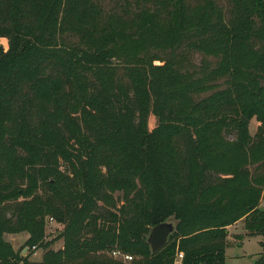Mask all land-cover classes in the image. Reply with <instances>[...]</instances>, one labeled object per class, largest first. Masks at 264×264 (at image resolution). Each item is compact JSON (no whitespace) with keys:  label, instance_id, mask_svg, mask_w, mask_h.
<instances>
[{"label":"trees","instance_id":"obj_1","mask_svg":"<svg viewBox=\"0 0 264 264\" xmlns=\"http://www.w3.org/2000/svg\"><path fill=\"white\" fill-rule=\"evenodd\" d=\"M110 1L0 0V264H116L87 260L115 250L225 264L238 221L264 264V0H233L229 25L192 18L190 0ZM196 51L220 61L188 72ZM149 115L159 125L146 131ZM46 216L64 225L63 248L28 262L2 234L28 232L30 248ZM170 218L152 254L148 232Z\"/></svg>","mask_w":264,"mask_h":264},{"label":"rangeland","instance_id":"obj_2","mask_svg":"<svg viewBox=\"0 0 264 264\" xmlns=\"http://www.w3.org/2000/svg\"><path fill=\"white\" fill-rule=\"evenodd\" d=\"M103 8L110 9L113 5V2L110 0H102ZM190 5L193 6L194 15L192 18L198 15H202L204 12L212 13L211 21L216 14L220 15V20L223 21L226 25L230 23H234L236 17V7L233 0H190ZM77 39L75 37L69 38V42L72 44L76 42ZM68 43V42H67ZM251 47L254 49L263 48L262 43L258 40L253 39L250 41ZM3 44L6 46V41L3 40ZM187 63H185L188 72H192L193 68H198L201 64L206 70H210L214 68L218 62L220 61V56H204L203 54L196 52H192L190 55H187L186 59ZM155 64H160L159 62H155ZM193 67V68H192ZM223 80L219 81V84L222 83ZM210 93L202 94L198 97L204 98L208 96ZM3 125L4 130L8 128L10 123L8 121L4 122ZM159 125L158 119L154 116L149 115L146 121V131H151L153 128ZM259 123L253 118L249 124V133L251 136L257 131V127ZM7 131V130H6ZM11 132V131H9ZM231 141V140H226ZM2 156L0 154V165L8 166L7 157ZM67 165L61 164V170L67 172ZM253 169V168H250ZM121 192H115L113 194V199L117 200V204H121ZM259 206L261 209H264V198L262 197L259 202ZM45 226H44V236L40 243L35 244L30 247L27 245V240L29 239L28 232H18V233H3L2 238L5 242H7L12 249L19 253L20 256L26 257L28 262L32 263H40L44 259L46 262L53 263L56 262L57 257L56 253L63 248V239L61 237L62 232L64 230V225L57 223L51 216H46L44 218ZM168 221L176 223L173 218H170ZM243 222L238 221L232 226L227 228L228 236L226 238L227 248L225 250V264H255L259 258L260 254L263 253V249L260 245L261 237L260 236H246L243 231ZM149 233V232H148ZM148 236V235H147ZM34 247V249H32ZM28 248V251L23 254V250ZM116 253V254H114ZM178 254V253H177ZM87 259L90 263H100L105 262L106 260L112 261V263L116 264H136L139 260V257L124 253L120 250H115L114 252H101L98 254H91ZM131 257L132 260H126L125 257ZM176 260V258H175Z\"/></svg>","mask_w":264,"mask_h":264},{"label":"water","instance_id":"obj_3","mask_svg":"<svg viewBox=\"0 0 264 264\" xmlns=\"http://www.w3.org/2000/svg\"><path fill=\"white\" fill-rule=\"evenodd\" d=\"M174 230L175 224L171 221L161 222L151 227L146 238V243L148 244L152 254L158 252L166 245L169 236L174 232ZM27 251L28 248H25L22 253L25 254Z\"/></svg>","mask_w":264,"mask_h":264},{"label":"built area","instance_id":"obj_4","mask_svg":"<svg viewBox=\"0 0 264 264\" xmlns=\"http://www.w3.org/2000/svg\"><path fill=\"white\" fill-rule=\"evenodd\" d=\"M32 249H34V247H33ZM114 254H116V253H114ZM125 259H126V260H129V261L132 260L131 257H127V256L125 257ZM182 259H183V255H182V253H178V254H176L175 264H180V262H181Z\"/></svg>","mask_w":264,"mask_h":264}]
</instances>
